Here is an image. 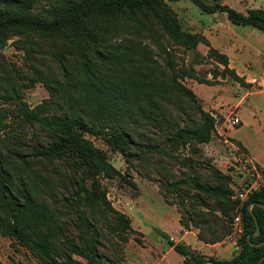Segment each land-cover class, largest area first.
I'll list each match as a JSON object with an SVG mask.
<instances>
[{"label":"trees","instance_id":"16d2710c","mask_svg":"<svg viewBox=\"0 0 264 264\" xmlns=\"http://www.w3.org/2000/svg\"><path fill=\"white\" fill-rule=\"evenodd\" d=\"M171 1L48 0L44 5L0 0V49L18 35V48L32 59L31 72L23 73L0 53V99L8 105L0 107V234L26 246L44 264H120L123 245L136 232L131 217L112 204L103 181L121 172L87 133L102 137L128 162L157 154L185 166L192 163L179 161L175 151L214 136L216 117L183 83L186 77L204 79L194 68L162 64L142 40L160 42L161 30L179 46L210 45L204 34L184 30ZM192 1L207 13L223 12L234 24L264 32L263 8L244 13L217 0ZM210 54L242 85L251 84L229 67L226 53L211 47ZM36 82L50 96L33 107L23 87ZM23 124L32 129L30 135ZM190 168L191 173L161 184L167 200L168 192L180 197L182 225H194L200 240L215 244L240 217V249L233 258L221 259L163 236L185 264H258L264 257V207L256 203H264V184L241 198L221 169L212 167L206 175ZM102 248L112 250L114 258Z\"/></svg>","mask_w":264,"mask_h":264},{"label":"rangeland","instance_id":"374dc122","mask_svg":"<svg viewBox=\"0 0 264 264\" xmlns=\"http://www.w3.org/2000/svg\"><path fill=\"white\" fill-rule=\"evenodd\" d=\"M217 1L244 13L251 8L264 9V0ZM40 4L46 5L48 0H41ZM170 4L178 13L184 30L204 34L210 45L201 43L196 48L179 46L161 30L158 33L160 42L145 37L142 40L162 64L194 68L198 77L204 79L200 82L186 77L183 83L197 94L199 104L216 117V130L210 142H192L175 151L179 161L187 159L192 163L186 166L181 162H167L157 154L143 160L137 156L131 163L124 154L111 149L102 137L86 134L96 146L107 152L110 162L121 172L114 179L103 180L112 204L131 217L136 231L123 245L125 262L119 261L120 264H185L182 254L170 250L168 238L174 243H190L193 250L206 256L231 259L238 253L242 227L235 222L232 223V232L221 242L198 244L199 238L194 233L198 234L199 229L194 225L182 240L184 229L188 228L181 223L183 209L180 197L168 192L167 200L161 189L167 177L176 180L185 171L191 173L190 165L206 175L212 167H217L231 176L235 196L264 184V32L251 25L234 24L226 13H207L192 0H174ZM32 38L40 45L36 37ZM18 39H21L18 35L11 36L0 53L12 66L23 73H30L32 59L18 48ZM42 45L45 49L46 44ZM211 47L226 53L229 67L251 84L244 86L225 71V66L211 56ZM49 96L50 92L42 82L23 87V97L30 106H36ZM3 106L8 107L0 99V107ZM236 117L242 120V124L233 125ZM22 130L29 135L32 131L26 124ZM152 135L157 137L159 131L153 129ZM237 141L249 150L245 146L239 147ZM164 143V139L159 137L158 144L164 146ZM161 161H165V166ZM162 232L167 233L168 238ZM101 250L114 258L112 250ZM0 259L4 264H44L26 246L2 234Z\"/></svg>","mask_w":264,"mask_h":264},{"label":"water","instance_id":"95a60500","mask_svg":"<svg viewBox=\"0 0 264 264\" xmlns=\"http://www.w3.org/2000/svg\"><path fill=\"white\" fill-rule=\"evenodd\" d=\"M257 205L261 206V207H264V203H256ZM255 203H251L249 205V210L250 212L253 214L254 218H255V221H256V224H257V231L255 232V236H258L260 234V226L258 224V220L253 212V207H254ZM251 238V235L248 236V239L250 240ZM251 245H262L263 243H259V244H254L253 242H250ZM264 259V257L258 262V264H261L262 260ZM237 264H241L240 262H238Z\"/></svg>","mask_w":264,"mask_h":264},{"label":"built area","instance_id":"2783aa9c","mask_svg":"<svg viewBox=\"0 0 264 264\" xmlns=\"http://www.w3.org/2000/svg\"><path fill=\"white\" fill-rule=\"evenodd\" d=\"M233 125H239V124H242V120L239 118V117H236L233 119L232 121ZM251 189H247L245 190L244 192H242L240 194V197L241 198H245L247 196V193L250 191ZM234 222L241 228V219L240 217H236Z\"/></svg>","mask_w":264,"mask_h":264},{"label":"crops","instance_id":"0c3cea01","mask_svg":"<svg viewBox=\"0 0 264 264\" xmlns=\"http://www.w3.org/2000/svg\"><path fill=\"white\" fill-rule=\"evenodd\" d=\"M244 145V144H243ZM245 146V145H244ZM246 147V146H245ZM246 149L247 150H249L247 147H246ZM261 164V163H260ZM180 230H183V228H181ZM184 234L182 235V240H185L186 239V235L190 232V230L189 229H184ZM180 233H181V231H180ZM194 235H195V237H198V235H197V233H194ZM200 242V243H199ZM198 244H209V243H205L204 241H202V240H198ZM188 245H191L190 243L188 244ZM210 245V244H209ZM142 248H144V247H142ZM170 250H174V248L172 247V246H170ZM164 256H165V254H164ZM163 256V257H164ZM184 259H185V257H184Z\"/></svg>","mask_w":264,"mask_h":264}]
</instances>
